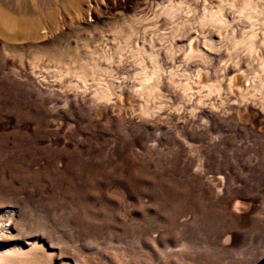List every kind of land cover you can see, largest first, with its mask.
Here are the masks:
<instances>
[{
	"label": "rangeland",
	"instance_id": "obj_1",
	"mask_svg": "<svg viewBox=\"0 0 264 264\" xmlns=\"http://www.w3.org/2000/svg\"><path fill=\"white\" fill-rule=\"evenodd\" d=\"M66 1L0 0V7L14 15L17 33L34 25L39 37L48 40L45 52L32 46L35 40L23 37L15 43L7 28L0 26V249L28 250L39 245L52 254L54 264H264V86L262 93L250 92L263 83L260 77L264 80V10L256 18L258 23L262 20L258 24L241 18L236 9H226L224 14L233 23L227 31L201 26L205 8L217 11L216 0H185L192 8L186 3L185 11L193 13L183 11L178 20L155 19V10L168 6L169 0L147 1L154 10L150 12L148 6L146 16L138 13L146 0H133L131 5L139 11H132V19L138 17L137 21L130 18L124 30L131 35H125L124 30L115 34L122 23L114 16L91 26L77 24L81 0ZM99 1L94 6L100 15L105 5ZM156 1L163 5L152 4ZM202 3L209 6L203 9ZM182 21L186 28L178 32L176 26ZM255 28L257 48H231L234 40ZM138 31L147 32L146 39L153 36L149 38L153 42L137 35ZM211 32L218 35V49L203 42ZM124 36L134 46L124 44ZM131 37L136 40L130 41ZM189 37L202 40L208 61L189 55L193 40ZM144 40L148 50L154 47L155 52L159 46L157 50L163 52L160 60L167 82L162 81L165 95L157 100L146 103L133 97L142 88L135 75L140 76L143 65L133 64L128 51L127 59L115 62L117 90L124 92V100L117 104L112 99L115 102L106 113L100 114L90 101L97 75L91 79L95 87L91 80L86 85L89 91L65 75L78 57L101 50L114 54L123 45L146 47ZM63 62L69 64L63 67ZM186 85L192 88L189 96L181 88ZM240 89L246 92L242 95ZM143 103L160 106L162 116L143 115L139 108ZM237 207L242 208L240 213ZM43 257V264H50L52 257L48 253Z\"/></svg>",
	"mask_w": 264,
	"mask_h": 264
},
{
	"label": "bare ground",
	"instance_id": "obj_2",
	"mask_svg": "<svg viewBox=\"0 0 264 264\" xmlns=\"http://www.w3.org/2000/svg\"><path fill=\"white\" fill-rule=\"evenodd\" d=\"M68 1V0H67ZM67 1H66V3H67ZM96 1H98V0H81V2H80V10L77 8V10H79V14L81 15V17H80V19L78 20V19H76V21H78V23L76 22V21H74V22H72L73 20H71V22H72V24L74 23V24H81V25H90L91 26V24H93V23H99V22H101V21H107L108 19H111V16H114V17H116V20L117 21H120L122 24L121 25H117L118 26V29H115V34H117L118 32H122V30H124L125 28V25H128L131 21H130V18L132 19V17H133V13H132V11L133 10H137L134 6H132L131 5V3H132V1L133 0H101L102 1V3L105 5V6H103V4H102V6H103V11L102 10H100L101 11V14L99 15V14H97V11H98V8H96L95 9V4H94V2H96ZM101 1H99V3L101 2ZM144 1V0H143ZM147 1H150V0H146V3L143 5V6H145V7H143L144 9H142L141 10V8H142V4H140V6H141V8H140V10L141 11H139V10H137V11H139L138 13H144L145 11H147L148 10V6H150V4H148L147 3ZM153 1V0H152ZM151 1V2H152ZM162 2L163 1H165V0H161ZM190 0H188V2H189ZM201 1V0H200ZM202 1H204V0H202ZM210 1H212V0H210ZM215 1V0H214ZM262 1H264V0H262ZM69 2H71V1H69ZM68 2V3H69ZM75 2V1H74ZM79 2V1H78ZM161 2V3H162ZM188 2L186 1V3H187V5L189 6V4L191 5V2L188 4ZM194 2V1H193ZM192 2V3H193ZM197 2V1H196ZM196 2H194V3H196ZM206 2H208L207 0H206ZM206 2H204V4H206ZM97 3V2H96ZM159 4V6L160 5H163V4ZM169 4H168V6L167 5H164L163 7H155L157 10H155V12L153 13L154 15H155V19H156V16H157V20H160L162 17H165L166 19L167 18H169V19H171V20H176L177 18V16L179 17V16H181V14L183 13V11H185V8L184 7H186V6H184V4H186L185 3V0H179V1H177V0H169V2H168ZM198 3V2H197ZM216 3H218L217 5V11L215 10H213V9H211V10H208L209 9V4H207L208 6H206V7H208V8H205V6H204V4H203V6H201V7H203V9L205 8L206 10H204V14L202 13V20H201V26H209V27H211V26H214V28L215 27H218V28H220V29H224V27H226L227 28V25L228 24H231L228 20H227V18L228 17H226V13L224 14V12H227V11H225L226 9L228 10L229 9V12H230V10H233V9H236L237 10V12L239 13V16L241 17V18H246V19H249V21L251 20V21H256V18L258 17V15H259V17L261 18V16H260V14H262V10H264L263 8H260V1L259 2H257L256 0H216V2L214 3L215 4V6H216ZM72 4V3H71ZM70 4V5H71ZM73 4H76V3H73ZM101 4V3H100ZM99 4V5H100ZM132 4H134V3H132ZM152 4H157V1H156V3H152ZM157 4V5H158ZM211 4H212V2H211ZM262 4H263V2H262ZM261 4V5H262ZM79 5V4H78ZM156 5V6H157ZM192 5H194V4H192ZM197 5V4H196ZM264 5V4H263ZM262 5V6H263ZM69 5H67V7H68ZM152 6V5H151ZM151 6H150V8H151ZM154 6V5H153ZM195 6V5H194ZM193 6V7H194ZM198 6V5H197ZM197 6H195V7H197ZM261 6V7H262ZM71 7V6H70ZM69 7V8H70ZM74 7H75V5H74ZM98 7V6H97ZM133 7L135 8V9H133ZM190 7V6H189ZM200 7V6H199ZM186 8H188V7H186ZM210 8H211V6H210ZM190 9H192L191 7H190ZM195 9V8H194ZM151 11L150 12H152V10H154L153 8H151L150 9ZM191 11V10H190ZM148 12V11H147ZM186 12H187V9H186V11H185V13L184 14H186ZM99 13V12H98ZM131 13H132V15H131ZM188 13V12H187ZM191 13H193V11H191V12H189L187 15H189V14H191ZM233 13V12H232ZM76 14V13H75ZM103 14V15H102ZM135 14H136V11H135ZM145 14V13H144ZM235 14H237V13H235ZM234 14V15H235ZM79 15V16H80ZM105 15H108V17L107 16H105ZM110 15V16H109ZM130 15H131V17H130ZM137 15V14H136ZM135 15V16H136ZM142 15V14H141ZM148 15V14H147ZM153 15V16H154ZM78 16V15H77ZM77 16H75V18H77ZM79 16H78V18H79ZM145 16H146V14H145ZM144 16V17H145ZM153 16H152V19H154L153 18ZM228 16V15H227ZM136 17H138V16H136ZM133 18L132 19V21L133 20H135V21H137V18ZM182 17H184V16H182ZM181 17V18H182ZM239 17V18H240ZM15 18H17V17H15ZM113 18V17H112ZM139 18H142V17H139ZM147 18V17H146ZM149 18V17H148ZM19 19V18H18ZM114 19V18H113ZM164 19V18H163ZM165 19V20H166ZM262 19H263V17H262ZM16 20V19H15ZM25 20H27V19H25ZM75 20V19H74ZM115 20V21H116ZM143 22L145 21V20H143V19H141ZM150 20H151V18H150ZM148 21V20H146V21H148V22H151V21ZM164 20V21H165ZM171 20H170V22H171ZM178 20V19H177ZM179 20H181V19H179ZM184 20V19H183ZM244 19H242V21H243ZM259 20V19H258ZM257 20V21H258ZM21 21V20H20ZM30 21V20H29ZM42 21H43V19H42ZM104 21V22H105ZM110 20H108V22H109ZM113 21V20H112ZM112 21H111V23H112ZM130 21V22H129ZM134 21V22H135ZM140 22V23H143V22ZM154 21V20H153ZM152 21V22H153ZM164 21H162V23H161V25L162 26H164V28H165V26H166V24L165 25H163L164 23ZM168 22H166V23H170L169 22V20H167ZM188 21V20H187ZM190 21L191 20H189V23H190ZM231 21V20H230ZM241 21V22H242ZM249 21H248V23H249ZM253 21V22H254ZM256 21V22H257ZM260 21H262V20H260ZM259 21V23H262V22H264V21H262V22H260ZM35 22H37V21H35ZM39 22V21H38ZM76 22V23H75ZM155 22V21H154ZM159 22H161V21H159ZM159 22H156V24L157 23H159ZM179 22V21H178ZM229 22V23H228ZM246 22V21H245ZM32 23H34V19H33V22ZM107 23V22H106ZM105 23V24H106ZM115 23H117V22H115ZM173 23V22H172ZM175 23V22H174ZM243 23V22H242ZM258 23V22H257ZM258 23V24H259ZM26 24V23H25ZM41 24V23H40ZM72 24H70V25H72ZM95 24H94V26H95ZM132 24V23H131ZM134 24V27H135V23H133ZM154 24V23H153ZM167 24V25H168ZM181 24V23H180ZM177 25L176 26V29L175 30H177L178 32L179 31H181L182 29H184V28H186V25L185 24H183V21H182V24L181 25ZM191 24V23H190ZM233 24V23H232ZM231 24V25H232ZM14 25H15V22H14V15H11L10 13H7L4 9H2L1 7H0V26L3 28V29H5V28H7V30L10 32V35H9V37H10V39H12L13 41H15V43L17 42V41H19V40H21V39H23V37L25 38V39H30V40H35V42H33V43H31L32 44V46L34 45V46H36V47H38V48H40L42 51H48V50H46V47L48 46V40H47V37H45V38H43V37H39V30H37L38 28L36 27H33L32 25H30V26H32V27H29V29L27 28V30H26V32L24 33L23 32V34L21 33L20 34V32L19 33H17V31H19V29L17 30V31H15V28H14ZM37 25V24H36ZM69 25V26H70ZM151 25V24H150ZM155 25V24H154ZM171 25V24H170ZM256 25V24H255ZM19 26V25H18ZM98 25H96V27H97ZM133 26V25H132ZM131 26V27H132ZM171 26H173V24L171 25ZM170 26V27H171ZM191 26V25H190ZM229 26V25H228ZM250 26V25H249ZM252 26H254V24L252 23ZM251 26V28H253ZM257 26V25H256ZM255 26V27H256ZM5 27V28H4ZM28 27V26H27ZM77 27V26H76ZM85 27V26H84ZM133 27V28H134ZM155 28L157 27V26H154ZM153 27V28H154ZM188 27V26H187ZM208 27V28H209ZM257 27H259V25L257 26ZM256 27V28H257ZM81 28V27H80ZM92 28H94L93 26H92ZM117 28V27H116ZM152 28V29H153ZM154 28V29H155ZM162 28V27H161ZM167 28V27H166ZM194 28V27H193ZM229 28V27H228ZM228 28H227V31H228ZM256 28L255 29H252V30H250V32H248V33H246L245 34V36L242 38V39H239V40H234L233 42H232V44H230V46H231V48L232 49H240L241 47H244V48H247V49H249L250 51H253L254 50V48H257V47H254L256 44V38H257V31H255L256 30ZM24 29H26V27L24 28ZM24 29L22 28L21 30H23L24 31ZM72 30L73 29H77V28H71ZM79 29V28H78ZM90 29V28H89ZM131 29V28H130ZM151 29V30H152ZM153 29V30H154ZM158 29V28H157ZM163 29V28H162ZM170 29V28H169ZM171 29H172V27H171ZM173 29H174V27H173ZM172 29V30H173ZM188 29V28H187ZM187 29H185V31L187 30ZM190 29V28H189ZM188 29V30H189ZM220 29H219V31H220ZM81 30V29H80ZM127 30V29H126ZM135 30H136V28H135ZM134 29L132 30V31H134V33H136V31H135ZM152 30V31H153ZM159 30H160V27H159ZM188 30H187V32H188ZM195 30V29H194ZM193 30V31H194ZM203 30V29H202ZM41 31V30H40ZM71 31V30H70ZM74 31V30H73ZM72 31V32H73ZM156 32H158V30H155ZM154 31V33H156ZM174 31V30H173ZM204 31V30H203ZM205 31H208V29L206 30L205 29ZM210 31H213L212 29L210 30ZM75 32V31H74ZM78 32V31H77ZM117 32V33H116ZM123 32H125V30L123 31ZM141 32V31H140ZM139 31L137 32V33H139V34H137V35H140L141 37L144 35H147V34H145V33H147V32H145L144 34L143 33H140ZM189 32H190V30H189ZM198 32H201V31H198ZM197 32V33H198ZM45 33V32H44ZM43 33V34H44ZM79 33V32H78ZM126 33H127V35L129 34V35H131L129 32H125L124 34L126 35ZM170 33V32H169ZM176 33V32H175ZM202 33V32H201ZM206 32H204V34H205ZM208 33V32H207ZM214 32H211V33H209L208 34V36H207V40H205V38H203L205 41H203L204 43H205V45H206V47H207V45H214L215 43H217V41L215 40L216 38L215 37H218V35L216 34V36L213 34ZM225 33V32H224ZM223 33V34H224ZM229 32H227V34H228ZM46 34V33H45ZM62 34H64V33H62ZM121 35H122V33H120ZM142 34V35H141ZM157 34H160L159 32L157 33ZM156 34V35H157ZM179 34V33H178ZM184 34V33H183ZM182 34V35H183ZM190 34V33H189ZM199 34V33H198ZM197 34V35H198ZM204 34H201V36L202 35H204ZM222 34V32H221V35H223ZM133 35H136V34H133ZM136 35V36H137ZM168 35V34H167ZM166 34H165V36H167ZM172 35H174V32H173V34ZM176 35H177V33H176ZM182 35L181 36H179L178 35V37H182ZM191 35H194V34H191ZM197 35H196V37H197ZM207 35V34H206ZM205 35V36H206ZM225 35V34H224ZM223 35V36H224ZM259 35V34H258ZM41 36V35H40ZM143 36V37H144ZM149 36V35H148ZM170 36V35H169ZM168 36V37H169ZM185 36H187V35H185ZM226 36V35H225ZM133 37V36H132ZM131 37V40L130 41H132L133 40V38ZM157 37V36H156ZM172 37V36H171ZM177 37V38H178ZM195 37V38H196ZM44 39V40H46V41H44V40H40V39ZM124 38H125V36H124ZM127 38V37H126ZM123 39V42H124V40H125V42H124V44H126V45H129V43H131V42H129L128 44L126 43L127 41L126 40H129V39ZM128 38H130V36L128 37ZM134 38H137V37H135L134 36ZM147 37L145 36L144 37V39H146ZM149 38H151V36L150 37H148V39ZM152 38H154L153 36H152ZM151 38V39H152ZM167 38V37H166ZM176 38V37H175ZM175 38H172V39H174V42L176 41L175 40ZM190 38V37H189ZM189 38H187V40H185V42L186 41H188V39ZM193 39V37H192V41H191V43H190V54L189 55H194V58H195V55H198L199 56V58L200 57H207V55H209V54H205L204 52H202L203 51V48H204V45L202 46V40H199V39ZM226 37H224V39H225ZM38 39L40 40V41H38ZM141 39V38H140ZM140 39H137V41H136V44L138 43V40H140ZM148 39H146V40H148ZM158 39H159V37H158ZM161 39V38H160ZM164 40H167V39H165V38H163ZM170 40V41H173V40ZM180 39H182V38H180ZM180 39H177V41L178 40H180ZM223 39V40H224ZM227 39V38H226ZM225 39V40H226ZM134 40H136V39H134ZM134 40H133V42H134ZM142 40V39H141ZM146 40H144V42L146 41ZM150 40V39H149ZM164 40H162L163 42H164ZM168 40H169V38H168ZM166 41V44H168L167 42H169V41ZM184 40H182V41H184ZM219 42H221L222 41V37L219 35ZM143 41V40H142ZM150 41H152V40H150ZM162 41H159V42H162ZM153 42V41H152ZM155 42H157V41H155ZM155 42H154V45H155ZM180 42V41H179ZM189 42H190V40H189ZM202 42V43H201ZM264 42V41H263ZM14 43V42H13ZM22 43H24L23 41H22ZM140 43V42H139ZM138 43V44H139ZM146 43V42H145ZM149 43V42H148ZM170 43V42H169ZM183 43V42H182ZM187 43V42H186ZM223 43V42H222ZM222 43L221 44H219V45H222ZM30 44V45H31ZM123 44V43H122ZM132 44V46H134L133 45V43H131ZM147 44V43H146ZM150 44H153V43H150ZM158 44V43H157ZM161 43H159V45H160ZM163 44V43H162ZM161 44V45H162ZM178 44H181V42L180 43H178ZM189 44V43H188ZM258 44V43H257ZM12 45H16V44H12ZM27 45V44H26ZM29 45V46H30ZM142 45H143V43H142ZM141 45V46H142ZM161 45H160V48H161ZM176 45H177V43L175 44V47H176ZM182 45V44H181ZM215 45H217V44H215ZM224 45V44H223ZM28 46V45H27ZM33 46V47H34ZM124 46V47H123ZM122 47H118L119 49H117L116 51L117 52H115L114 54H111V53H108V52H105L106 50H101L102 52H100V53H97V54H92L91 55V53H89V56L88 57H83V58H77L78 60H75L74 61V63H73V65L71 66H67L66 68H67V70H66V68H65V70H66V74L65 75H67V76H72V78L74 79H76L77 80V83H79L80 84V87H82L84 90H86V91H89V89H88V86L86 87V85H88V82H89V80H91L92 78H94V77H97L98 76V83L97 82H94V81H97V80H93V82H94V84L95 83H97V85H96V87H95V85H93L92 84V80H91V84L95 87L94 88V91H92V96H91V98H90V101L92 100L93 102H94V104L97 106V107H99L100 108V110H99V112H100V114H102V112L103 113H106L107 112V109H108V107H109V105L111 104V103H114L115 101H113L112 102V99H114V98H116L115 100H116V103L117 104H120L124 99H122V95L124 94V92H122L121 91V89H120V92L117 90L118 89V87L120 86L119 84H118V86H117V82H116V74H115V70L116 69H118V68H116V65H115V62L117 61V62H121L122 61V58L124 57V56H127L128 55V53H130V57H131V59H134V61L133 62H135V63H133V64H140V65H143V66H141L142 67V69H141V73H139V75L140 76H137V75H135L137 78L139 77L141 80V84L142 85H140V86H142V88L141 89H136L135 91L134 90H132V92L134 91V96L133 97H135V99L137 98H143V100L147 103V101L148 102H151V100H157V98H160V97H162V96H164L165 94H161V90L163 91L164 89H161L163 86H161V83H162V81H163V76H164V73H167V72H164V67L165 66H163L162 65V61L163 60H160L162 57L160 56V55H162V53L163 52H161V54H160V51L159 50H157V48L159 47H155L156 48V50H157V52H156V50H155V52H154V47H153V49H152V47H150V50H153V51H150V50H148L147 49V46H148V44L146 45V47H144V46H142L141 48H139L138 46H136V47H134V48H131L130 46H126V47H130V50H129V48L127 49L126 47H125V45H123ZM150 46V45H149ZM149 46H148V48H149ZM164 46V45H163ZM163 46H162V48H163ZM170 46V45H169ZM173 46V45H172ZM180 46V45H179ZM184 46H186V45H184ZM16 47V46H15ZM35 47V48H36ZM50 47V46H49ZM171 47V46H170ZM181 47H183V46H181ZM195 47V48H194ZM209 47V46H208ZM13 49H14V47H12ZM29 48V47H28ZM27 48V49H28ZM51 48H53L52 47V43H51ZM99 48V47H98ZM159 48V49H160ZM172 48V47H171ZM170 48V49H171ZM177 48V47H176ZM184 48V47H183ZM186 48V47H185ZM187 48H188V46H187ZM202 48V49H201ZM219 47H218V45H217V47H216V49H218ZM230 48V47H229ZM230 48V49H231ZM243 48V49H244ZM26 49V50H27ZM40 49H38V51L40 50ZM100 49V48H99ZM98 49V50H99ZM102 49V48H101ZM182 49V48H181ZM197 49V50H196ZM209 49V48H208ZM221 49V48H220ZM35 49H33V51H34ZM51 50V49H50ZM119 50V51H118ZM175 50V49H174ZM174 50H173V52H174ZM189 50V49H188ZM235 50V51H236ZM241 50H242V48H241ZM240 50V51H241ZM14 51V50H13ZM17 51V50H16ZM30 51V50H29ZM37 51V52H38ZM92 51V50H91ZM94 51L95 50H93V53H94ZM104 51V52H103ZM108 51V50H107ZM126 51H128V53L126 52ZM164 51H165V49H164ZM166 51H168L167 49H166ZM52 52V51H51ZM70 52V51H69ZM77 52V51H76ZM86 52V51H85ZM84 52V53H85ZM97 52V50L95 51V53ZM125 52L127 53L126 55H125ZM213 52V51H212ZM220 52V51H219ZM248 52V51H247ZM254 52H256V51H254ZM254 52H251V53H254ZM15 53H17V52H15ZM41 53V52H40ZM68 53V52H67ZM71 53V52H70ZM116 53H118V55L119 56H117L116 55ZM167 53V52H166ZM165 52H164V54H166ZM171 53H172V50H171ZM175 53H180V52H175ZM189 53V52H188ZM187 53V54H188ZM210 53V52H209ZM214 53L216 54V52L214 51ZM257 53V52H256ZM38 54V53H37ZM43 54V53H42ZM53 54V53H52ZM78 54H79V52H78ZM212 54V53H211ZM217 54H221V53H218V51H217ZM260 54V53H259ZM38 55H40V54H38ZM44 55V54H43ZM55 55H58V54H55ZM68 55V54H67ZM82 55H83V53H82ZM82 55L80 56V57H82ZM132 55V56H131ZM168 55H169V53H168ZM233 55V54H232ZM231 54H230V56H232ZM239 55V54H238ZM237 55V56H238ZM249 55V54H248ZM257 56H258V54H256ZM255 55V56H256ZM41 56V55H40ZM76 56V55H75ZM84 56H87V55H84ZM165 56H167V55H165ZM170 56V55H169ZM172 56H176V55H172ZM187 56V55H186ZM239 56H241V55H239ZM44 57V56H43ZM50 57H52V56H50ZM64 57V56H63ZM129 57V56H128ZM129 57V58H130ZM161 57V58H160ZM171 57V56H170ZM170 57H168V58H170ZM182 57V56H181ZM193 57V56H192ZM213 56L211 55V58H212ZM217 57H219V56H217ZM241 57H243V56H241ZM49 58V57H48ZM65 58V57H64ZM69 58V57H68ZM75 58V59H76ZM126 57H124V59H125ZM128 58V59H129ZM176 58V57H175ZM179 58V57H178ZM190 58H191V56H190ZM193 58V59H194ZM197 58V57H196ZM208 58V57H207ZM206 58V59H207ZM233 58V57H232ZM237 58V57H236ZM252 58V57H251ZM258 58H259V56H258ZM57 59H59V58H57ZM70 64H71V60H72V57L70 56ZM68 59V60H69ZM127 59V58H126ZM163 59H166L165 57L163 58ZM180 59V58H179ZM238 59V58H237ZM236 59V60H237ZM241 59V58H240ZM61 60H63L62 58H61ZM177 60V59H176ZM189 60V59H188ZM204 60V59H203ZM202 60V61H203ZM234 60V59H233ZM242 60V59H241ZM129 61H130V59H129ZM150 62V64L152 65V69H150V68H148V69H150V70H148L147 69V67L148 66H145V63L146 62ZM206 61H208V59L206 60ZM243 61V60H242ZM242 61H240V62H242ZM64 62H66V61H64ZM63 62V67H64V65H68L69 64V62H67L66 64ZM232 62V61H231ZM129 63H132V62H129ZM230 63V62H229ZM237 63V62H236ZM234 64V63H233ZM240 64V63H239ZM238 64V65H239ZM127 65H128V63H127ZM126 65V66H127ZM140 65H138V66H140ZM146 65H147V63H146ZM228 65V64H227ZM130 66H132V65H130ZM130 66H129V68H130ZM134 66H136V65H134ZM133 66V67H134ZM123 68V67H122ZM121 68V69H122ZM240 68V67H239ZM64 69V68H63ZM127 69H128V66H127ZM132 69V68H131ZM134 69H135V67H134ZM226 69V68H225ZM229 69L231 70V68L229 67ZM236 69V68H235ZM229 70V71H230ZM232 70H234L233 68H232ZM62 71L63 70H61V72H58V70L57 71H55V72H58V73H62ZM118 71V70H117ZM228 72V71H227ZM63 73H64V71H63ZM62 73V74H63ZM176 73H178V72H176ZM57 74V73H56ZM62 74H60V75H62ZM117 74H118V72H117ZM174 74V73H173ZM173 74H171L172 76H173ZM64 75V74H63ZM97 75V76H96ZM167 75V74H166ZM171 75H169V76H171ZM175 75H177L178 76V74H175ZM174 75V76H175ZM174 76H173V78H174ZM63 78H64V76H63ZM63 78L61 79V78H58V79H61V80H63ZM68 78V77H67ZM71 78V79H72ZM170 78V77H169ZM241 78V77H240ZM57 79V80H58ZM66 79V78H65ZM69 79V78H68ZM128 79V78H127ZM236 79V78H235ZM242 79V78H241ZM244 79V78H243ZM259 79V78H258ZM257 79V80H258ZM260 79H262V81H263V83H264V80H263V78H261L260 77ZM119 80V79H118ZM166 79H164V81H165ZM169 80V79H168ZM173 80V79H172ZM238 80V79H237ZM70 81V80H69ZM69 81H67L68 83H69ZM73 81V80H72ZM122 80H120L119 82H121ZM124 81V83L127 81L126 79H124L123 80ZM122 81V82H123ZM163 81V82H164ZM234 80H232L231 82H233ZM240 81V80H239ZM243 81V80H242ZM242 81L240 82L241 84H243L244 85V83H242ZM262 81H260V82H262ZM74 82V81H73ZM72 82V83H73ZM165 82H167V80L165 81ZM164 82V83H165ZM235 82H237V81H235ZM76 83V82H75ZM90 83V82H89ZM219 83V82H218ZM238 83V82H237ZM263 83H261V84H259V87H255L256 88V90L255 89H251L250 90V88H252L253 86H251L249 89L247 88V86H246V90L247 91H249L250 90V92H254V93H256L255 91H257V90H261V93H262V89H263V86H264V84ZM78 84V85H79ZM222 83H220V85H221ZM239 84V83H238ZM240 84V85H241ZM247 84V83H246ZM249 84V83H248ZM252 84V83H251ZM257 84H258V82H257ZM73 86H74V88L73 89H76L77 88V90H79L80 88L79 87H76L77 86V84H76V86H75V84H72ZM125 85V84H124ZM189 85V84H188ZM188 85H186V86H183V87H181V88H183V90H184V95H187V96H189V91L192 89H190V87L188 86ZM212 85V84H211ZM210 85V89L212 90V86ZM232 85H234V84H232ZM235 85H236V83H235ZM253 85V84H252ZM254 85H256V82H255V84ZM69 86H70V83H69ZM68 86V87H69ZM91 86V85H90ZM123 86V85H122ZM216 86L217 85H215V88H216ZM223 86V85H222ZM229 86V85H228ZM256 86H258V85H256ZM218 87H219V84H218ZM224 87V86H223ZM229 87H231V86H229ZM233 87V86H232ZM231 87V88H232ZM239 87V86H238ZM237 87V88H238ZM70 88H71V86H70ZM79 88V89H78ZM82 88H81V90H82ZM164 88V87H163ZM236 88V87H235ZM236 88V89H237ZM91 89H92V86H91ZM126 89V88H125ZM220 89V88H219ZM232 89H234V88H232ZM242 89V88H241ZM241 89H240V92H241ZM244 90H245V86H244V88H243ZM242 89V90H243ZM76 90V91H77ZM222 90L224 91V88H222ZM222 90L220 89V92H222ZM230 90V89H229ZM238 90V89H237ZM236 90V91H237ZM243 90V91H244ZM71 91H72V89H71ZM75 90H74V92H76ZM118 91V92H117ZM216 91V90H215ZM78 92H80V91H78ZM211 92V91H210ZM217 92V91H216ZM215 92V93H216ZM235 92V91H234ZM246 92V91H245ZM245 92H243V94L245 93ZM117 93L119 94V96H117ZM218 93H219V91H218ZM254 93H253V96H254ZM75 94V93H74ZM80 94H81V92H80ZM85 94V93H84ZM211 94H213V92L211 93ZM217 94V93H216ZM219 94H221V93H219ZM241 94H242V92H241ZM242 94V95H243ZM89 95H91V93L89 94ZM218 95V94H217ZM235 95H238L239 96V93L237 94H235ZM237 96V97H238ZM249 96V95H248ZM247 95H246V98L248 97ZM250 96H252V95H250ZM258 96V95H257ZM84 97V96H83ZM86 97V96H85ZM126 97V96H125ZM242 97V96H241ZM244 97H245V95H244ZM255 97V96H254ZM264 97V96H263ZM263 97H261L260 99L262 100L263 99ZM123 98H124V96H123ZM258 98V97H257ZM256 98V99H257ZM142 100V99H141ZM238 100H240V99H238ZM251 100V99H250ZM259 100V99H258ZM136 101V100H135ZM140 101V100H139ZM191 101V100H190ZM247 101H249V100H247ZM252 101V100H251ZM255 100H253V102H254ZM153 102V101H152ZM242 102H243V100H242ZM115 103V104H116ZM137 104H138V102H136ZM146 103H143L142 105L143 106H141V104H140V106H139V108H140V110H141V112L143 113V115H145V116H147V117H158V119H159V117H161L162 116V112H159V109H160V106L159 107H157V106H152V107H150V106H148V104H146ZM246 103V102H245ZM245 103H243V104H245ZM256 103V102H255ZM255 103H253V104H255ZM116 104V105H117ZM144 104H146V106H144ZM150 104V103H149ZM154 104V103H153ZM242 104V105H243ZM247 104H248V102H247ZM139 105V104H138ZM155 105V104H154ZM250 105V104H249ZM106 106V107H105ZM247 106V105H246ZM256 106H258V105H256ZM251 107V106H250ZM245 108H247V107H245ZM247 109H250V108H247ZM264 109V108H263ZM262 109V110H263ZM161 110V109H160ZM258 111V113H260V111L259 110H257ZM261 114V113H260ZM106 115V114H105ZM104 116V115H103ZM162 120V119H161ZM160 121V120H159ZM161 122V121H160ZM241 207H237L236 208V211L237 212H239L240 213V211H241ZM44 251H45V253H44ZM43 251V248L41 247V246H39V245H31V247H30V249H28V250H11V251H7V252H4L2 249H0V264H43V262L41 261L42 259L41 258H44L43 256L46 254V253H48V255L50 256V257H52V254H50L48 251H46V250H44ZM54 256V255H53ZM49 257V258H50ZM53 258L54 257H52V258H50V264H54L53 263Z\"/></svg>",
	"mask_w": 264,
	"mask_h": 264
}]
</instances>
